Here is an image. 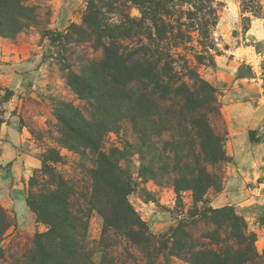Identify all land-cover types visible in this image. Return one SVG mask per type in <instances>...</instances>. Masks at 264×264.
<instances>
[{
    "label": "rangeland",
    "instance_id": "1",
    "mask_svg": "<svg viewBox=\"0 0 264 264\" xmlns=\"http://www.w3.org/2000/svg\"><path fill=\"white\" fill-rule=\"evenodd\" d=\"M91 2L101 7L99 20L103 24L110 20L122 22L126 15L140 24V7L133 3L123 6L122 0H23L22 3L33 8L29 11L32 19H22L25 27L15 35H0V117L3 119L0 125V206L10 219L0 240V264H37L34 250L38 236L51 229L45 209L50 208L53 200H57L54 196L63 191L62 179L70 184L65 189L68 191L65 204L87 229L84 244L89 257H82L79 264H148V253L156 259V264H165V253L167 264H193L162 246L171 228L194 212L190 191H182L179 201L174 189L178 174L172 172V165L181 157L182 150L196 151L187 139H182L186 131L173 124L156 125L155 118L134 121L128 117L124 91L112 88L107 76H100L102 89L96 98L80 94L69 84V78L75 73L90 77L92 65L104 68L102 43L96 48L95 36L80 29L85 26ZM177 3L167 18L166 39L161 41L155 34V40H149L139 34L131 40L120 41L124 50L138 49L147 42L154 48H167L176 53L178 63L187 59L205 77V69L214 64L209 62L210 56L215 60L216 55L230 54L231 35L236 25L248 28L251 18L264 19V0H214L213 8L204 0H193V6L189 2ZM102 41L109 40L103 38ZM204 45L213 48L204 60L206 64H200L195 54L206 50ZM139 84H130L131 92L138 94ZM7 91L12 95L5 100ZM217 94L219 99L218 90ZM75 112L104 131L100 150L112 154L115 162L132 177L134 188L127 198L155 237L150 250L144 251L135 245L124 231L110 230L106 242L101 241L104 219L93 203L99 198L102 207L112 209L115 197L104 190L95 197L92 169L98 155L75 142V135L61 120L62 113L69 116ZM212 123L218 133L227 131L225 149L230 162L232 158L226 147L229 131L222 111L221 117H213ZM168 127L174 129L170 131ZM181 140L183 143L178 144ZM75 147L84 151V156ZM50 151L59 153L62 158L49 160V167L41 171ZM228 162L216 169L224 175L223 185ZM142 164L150 165L157 174L153 176L150 172L146 177L140 176ZM223 185L221 189L209 190L207 205L223 207L212 204ZM29 200L42 208L44 219L39 218ZM203 205L205 203L198 206ZM248 225L251 229L249 222ZM212 228L214 224L200 221L192 229L200 242H205L203 233ZM71 264H75V259Z\"/></svg>",
    "mask_w": 264,
    "mask_h": 264
},
{
    "label": "trees",
    "instance_id": "2",
    "mask_svg": "<svg viewBox=\"0 0 264 264\" xmlns=\"http://www.w3.org/2000/svg\"><path fill=\"white\" fill-rule=\"evenodd\" d=\"M122 1L123 6L133 3L140 7L142 12L140 24L129 15H126L122 22L110 20L103 24L101 19L99 20V14L102 15L101 7L89 3L85 26L80 29L81 32L95 36L97 41L95 45L98 46L96 48L102 43L101 47L105 55L104 68H94L92 65V68H89L90 77H86L84 73L81 75L75 73L73 78H69V84L80 94L96 98L102 89L99 78L107 76L112 88H121L124 91V100L129 107L128 117L134 121L137 118L145 121L155 118L153 122L156 125L173 124L175 128L186 131L182 139H187L191 144L190 147H194L197 152L188 153L182 150L181 157L172 165V172L178 174L174 179V189L179 201L182 191H190L194 212L188 219H182L177 226L171 228L169 236L163 241L164 249H168L173 255L187 258L193 264H264V252L256 248L257 233L249 228L246 218L235 207L215 208L206 204L209 190L221 189L223 185L224 175L216 170L217 166L229 160L225 149L227 131L225 129L224 133H218L212 126L213 117H221L217 88L194 66H191L187 59L182 64L178 63L176 53L170 49L159 46L154 48L147 42L140 44L138 49L128 51L124 50L125 46L120 45L123 39L131 40L139 34L149 40H155L153 38L155 34L161 41L166 39L169 32L167 18L172 14L171 8L176 6L178 1L189 2L193 6V0ZM22 2L23 0H0L1 36L15 35L25 27L22 19H32L29 11L33 8ZM204 2L210 3L211 8L214 0H204ZM201 6L204 8V4ZM212 13L210 11L209 15ZM205 37H208L207 31ZM103 38L109 41L103 42ZM204 47L206 50L195 54L200 64H206L204 60L208 58L209 50L213 48L209 45ZM209 62L215 63L213 56L209 57ZM135 82L141 85L138 94L131 92L129 88L130 84ZM7 92L8 94L4 96L5 100L12 95L10 91ZM134 103L136 105L131 107ZM61 120L75 135V142L80 143L84 148H90L98 155L94 163L95 168L92 169L95 197L102 190L115 197L112 209L106 210L102 207L99 198L93 203L104 219L101 241L106 242L110 230L124 231L135 245L144 251L150 250L155 237L127 198L134 188L133 179L129 172L115 162L112 154L108 155L100 150L104 131L77 112L69 116L62 113ZM1 122L3 119L0 117V125ZM168 128L170 131L174 129ZM177 143L183 142L181 140ZM77 150L84 156V151ZM61 158L59 153L50 151L44 158L41 171L49 167V160L56 161ZM150 172L153 176L157 174L150 165L142 164L140 176L146 177ZM60 185L63 191L61 194H56L54 197H57V200H53L49 205L50 208L45 209L51 229L48 233L38 236L34 250L38 259L37 264H67L66 261L71 264L74 259L75 264H79L82 257H89L84 244L87 229L82 225L85 224L76 215L74 218L65 204V197L68 194L65 189H68L70 184L62 179ZM32 202L29 200L28 203L39 214V218L44 219L42 208L36 207ZM200 203L205 205L199 207ZM200 221L214 224V228L203 233L205 242H200L192 229L193 225ZM9 225V216L0 206V240ZM81 228H84V231ZM147 255L148 264H156V259L151 258L150 253ZM165 264H167L166 253Z\"/></svg>",
    "mask_w": 264,
    "mask_h": 264
},
{
    "label": "crops",
    "instance_id": "3",
    "mask_svg": "<svg viewBox=\"0 0 264 264\" xmlns=\"http://www.w3.org/2000/svg\"><path fill=\"white\" fill-rule=\"evenodd\" d=\"M234 28L230 54L216 55V63L204 71L219 92L232 158L212 204L235 207L264 250V19L251 18L248 28Z\"/></svg>",
    "mask_w": 264,
    "mask_h": 264
}]
</instances>
